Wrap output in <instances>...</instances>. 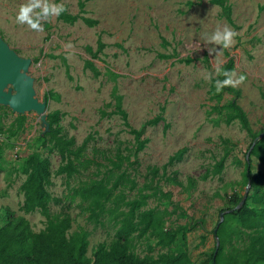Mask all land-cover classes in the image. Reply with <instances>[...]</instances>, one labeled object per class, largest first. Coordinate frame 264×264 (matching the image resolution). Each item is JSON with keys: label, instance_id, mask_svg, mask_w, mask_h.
I'll return each instance as SVG.
<instances>
[{"label": "rangeland", "instance_id": "374dc122", "mask_svg": "<svg viewBox=\"0 0 264 264\" xmlns=\"http://www.w3.org/2000/svg\"><path fill=\"white\" fill-rule=\"evenodd\" d=\"M80 1L84 2L82 9ZM225 1L231 23L210 0H54L67 13L93 19L97 25L88 27L81 19L69 24L53 16L44 22L43 32H35L15 20L19 5L26 0H0V37L20 57L31 60L28 75L34 79L36 98L46 102L47 115L59 112L61 134L75 146L93 137L87 153L99 164L72 179L56 176L60 157L43 146L38 116L34 112L23 115V130L8 138L6 130L17 115L2 107L0 143L6 145L0 169V226L8 219L23 217L35 233L45 227V218L39 213L24 214L20 209L25 180L21 166L24 158L35 152L49 161L51 196L62 199V204L51 203V212L70 218L68 235L86 233L87 256L97 244L114 239L116 225L109 218L93 223L78 201L68 204L65 197L80 181L102 177L118 152L130 153L133 136L121 117L112 113L119 96L129 126L141 130L148 139L137 157H131L132 166L125 163L136 182L133 190H124L126 199L136 198L150 181L149 168H158V196L148 198L143 209L156 208L164 218L165 230L195 224L186 237L188 258L192 264H211L217 242L212 231L221 210L232 207L227 197L251 194L244 183V155L251 138L237 121L226 123L227 110L222 106L232 96L224 93L217 102L210 94L212 82L203 78L205 71H212L216 59L224 64L233 60L237 75L246 76L242 84L233 87L240 93L236 101L252 133L264 130V0ZM225 24L238 33L236 42L222 49L218 57L210 55L208 49L219 51L220 46L209 43V37L217 26ZM98 41L103 44L100 52ZM69 42L73 47L65 48ZM86 47L91 48V54ZM86 60L94 64L97 77L84 69ZM158 115L161 121L147 124ZM222 140L229 141L224 169L219 175H208L207 170L225 153ZM181 149L186 150L182 159L163 170ZM142 193L152 191L144 189ZM227 225L232 244L242 249L244 242L232 233L235 225ZM147 244L153 247L154 255L166 252L153 239H136L134 250L143 256L149 253ZM230 247L225 243L226 254Z\"/></svg>", "mask_w": 264, "mask_h": 264}, {"label": "trees", "instance_id": "16d2710c", "mask_svg": "<svg viewBox=\"0 0 264 264\" xmlns=\"http://www.w3.org/2000/svg\"><path fill=\"white\" fill-rule=\"evenodd\" d=\"M210 2L224 11L226 20L231 23L226 1L210 0ZM79 7L81 9L84 7L83 1L79 2ZM58 19L69 24L81 19L88 27L97 25V21L93 19L71 15L66 10L58 16ZM97 48V52L103 48L100 41ZM86 50L92 53L90 47H86ZM92 57L95 58L96 54H92ZM223 67L233 70V60H228ZM84 69L90 70L95 77L99 75L94 64L89 60L84 62ZM223 78V76L219 77V79ZM215 79L216 77L213 78L210 90L212 97L219 102L224 93L232 96V99L222 106L227 110L226 123L237 121L240 128L251 138L244 155V166L248 171L251 194L246 197L239 209L236 207L242 197L236 194L227 197L232 207L221 210V213L230 212L224 213L223 222L216 230L218 246L215 244L210 255L211 264H264V130L259 134L252 133L246 114L236 101L240 95L239 91L233 87H225L217 93L214 86ZM49 97L53 95L49 94ZM114 107L115 110L112 113L121 117L128 133L133 136L130 153L123 155L118 152L115 159L110 162V170L108 169L102 177L98 179L90 177L80 181L77 186L69 188V193L65 197L68 204L78 201L77 205L88 213V220L93 223H102L103 217L109 218V221L116 225L114 239L109 244H97L93 247L90 256H87L86 233L68 235L71 228L70 218L67 215L52 214L51 203L62 204V199L53 198L49 192L53 182L48 159L34 152L24 158L21 166L25 180L21 186L24 201L20 209L24 214L39 213L45 218V227L35 233L25 218L8 219L4 225L0 226V264H192L186 252V237L195 229V224L187 223L165 230L164 218L156 208L143 209L147 205L148 198L158 196L159 189L155 183L158 168H149L150 181L141 187L136 198L126 199L124 190L126 188L133 190L136 182L128 173L125 163L132 166L131 157H137L138 153L146 147L148 139L143 137L141 130L129 126L127 114L121 108L119 96L116 97ZM102 114L105 115V112ZM59 115L58 111L47 115L50 131L40 137V140L48 152L56 151L60 157V165L55 175L65 176L68 180L88 172L93 164L96 167L99 164L94 158H89L87 153L89 142L93 137L88 136L79 146H75L72 139L61 134L62 130L58 126ZM25 120V116L15 117L12 125L6 130L9 132L8 138L15 137L23 130ZM161 120L162 116L158 115L147 124L155 125ZM261 134H263L262 138L258 139ZM222 144L225 146V153L207 170L208 175H219L224 169V162L229 154L227 146L229 141L222 140ZM4 145L6 144L0 143V169H2ZM185 151L181 149L172 155L162 167L163 170L174 162L180 161ZM248 152L249 157L246 159ZM236 163L241 164L240 161ZM96 171L101 173L97 168ZM248 176L245 172V184L248 182ZM110 178L113 180L111 181ZM144 189H149L152 193L143 194ZM160 195L164 194L160 192ZM228 222L236 227L232 233L237 234V238L244 242L242 249L236 247L234 245L236 243L232 244L233 239L227 231ZM215 229L216 226L212 231L213 234ZM136 239H153L157 245L166 249V252L154 255L153 247L147 244L149 253L141 256L134 250ZM225 243L231 246L227 254L224 248Z\"/></svg>", "mask_w": 264, "mask_h": 264}, {"label": "water", "instance_id": "95a60500", "mask_svg": "<svg viewBox=\"0 0 264 264\" xmlns=\"http://www.w3.org/2000/svg\"><path fill=\"white\" fill-rule=\"evenodd\" d=\"M31 64L30 59L20 57L8 44L0 37V107H7L15 115L23 116L26 113L34 112L40 121L43 135L50 131L47 121L46 102H40L35 96L33 88L34 79L28 75ZM261 134L258 139H261ZM255 143V142H254ZM253 143V145H254ZM249 152L246 154V159ZM248 176V171H247ZM247 187H250L248 176ZM242 198L236 209H239L244 201ZM226 211L224 213H228ZM224 213H220L219 222L214 230V237L217 240L216 230L223 222ZM218 246V242H216Z\"/></svg>", "mask_w": 264, "mask_h": 264}, {"label": "clouds", "instance_id": "9594fccd", "mask_svg": "<svg viewBox=\"0 0 264 264\" xmlns=\"http://www.w3.org/2000/svg\"><path fill=\"white\" fill-rule=\"evenodd\" d=\"M65 11L62 4H56L54 0H26L18 7L15 20L18 24L27 25V27L35 32H43L44 22H47L51 17H58ZM238 33L228 25L217 26L209 37L208 42L214 45H219L220 50L216 48L208 49L209 54L215 53V56H219L222 49H228L235 44V38ZM73 47L71 43H67L65 48ZM198 48V47H197ZM224 61L216 59L213 64L211 72L205 71L203 78L206 81L212 82L214 76V86L216 92L219 93L225 87H237L242 84L246 76L243 74L237 75L235 70H227L223 67ZM223 76V79H219Z\"/></svg>", "mask_w": 264, "mask_h": 264}]
</instances>
